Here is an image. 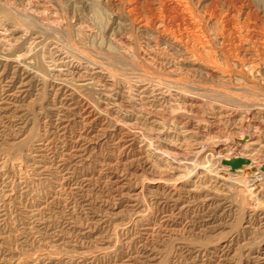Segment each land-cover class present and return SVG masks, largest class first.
<instances>
[{
	"label": "rangeland",
	"instance_id": "obj_1",
	"mask_svg": "<svg viewBox=\"0 0 264 264\" xmlns=\"http://www.w3.org/2000/svg\"><path fill=\"white\" fill-rule=\"evenodd\" d=\"M262 167L264 0H0V264H264Z\"/></svg>",
	"mask_w": 264,
	"mask_h": 264
},
{
	"label": "water",
	"instance_id": "obj_2",
	"mask_svg": "<svg viewBox=\"0 0 264 264\" xmlns=\"http://www.w3.org/2000/svg\"><path fill=\"white\" fill-rule=\"evenodd\" d=\"M230 162H224L223 164L229 165ZM262 171L264 172V167H262Z\"/></svg>",
	"mask_w": 264,
	"mask_h": 264
},
{
	"label": "bare ground",
	"instance_id": "obj_3",
	"mask_svg": "<svg viewBox=\"0 0 264 264\" xmlns=\"http://www.w3.org/2000/svg\"><path fill=\"white\" fill-rule=\"evenodd\" d=\"M149 10V9H148ZM170 10V9H169ZM176 10V9H175ZM174 11V10H173ZM155 14V13H154ZM174 15H176V14H174ZM177 16V15H176ZM132 21V20H131ZM231 34V33H230ZM233 34H235V33H233ZM260 42V41H259ZM247 51V50H246ZM241 162V161H240Z\"/></svg>",
	"mask_w": 264,
	"mask_h": 264
}]
</instances>
